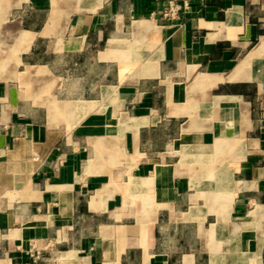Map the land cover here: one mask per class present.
<instances>
[{"label": "crops", "instance_id": "0c3cea01", "mask_svg": "<svg viewBox=\"0 0 264 264\" xmlns=\"http://www.w3.org/2000/svg\"><path fill=\"white\" fill-rule=\"evenodd\" d=\"M0 0V264H264V0Z\"/></svg>", "mask_w": 264, "mask_h": 264}, {"label": "built area", "instance_id": "2783aa9c", "mask_svg": "<svg viewBox=\"0 0 264 264\" xmlns=\"http://www.w3.org/2000/svg\"><path fill=\"white\" fill-rule=\"evenodd\" d=\"M186 6H188L187 3L182 5L179 0H170L162 10V14L164 17L170 20H176L180 18V12L182 8Z\"/></svg>", "mask_w": 264, "mask_h": 264}]
</instances>
